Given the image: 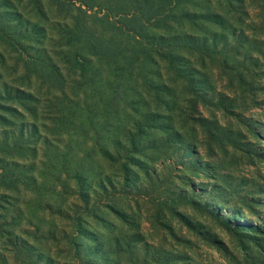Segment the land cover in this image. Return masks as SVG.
<instances>
[{"label":"trees","instance_id":"obj_1","mask_svg":"<svg viewBox=\"0 0 264 264\" xmlns=\"http://www.w3.org/2000/svg\"><path fill=\"white\" fill-rule=\"evenodd\" d=\"M246 3L0 0V264H59L40 242L56 234L42 231L45 224L40 235L26 227L71 220L70 195L83 206L62 239L81 264L103 260L106 242L80 221L98 219L103 198L114 200L117 190L137 193L140 171L158 177L150 164L170 158L157 161V152L189 154L194 144L158 122L167 119L163 110L213 91L202 68L245 36L238 8ZM7 70L17 72L12 81ZM150 128L161 135L150 139Z\"/></svg>","mask_w":264,"mask_h":264},{"label":"rangeland","instance_id":"obj_2","mask_svg":"<svg viewBox=\"0 0 264 264\" xmlns=\"http://www.w3.org/2000/svg\"><path fill=\"white\" fill-rule=\"evenodd\" d=\"M238 14L245 36L232 40L222 55L208 57L207 68H202L209 73L213 91L182 101L170 112L163 110L166 122H158L180 131L194 146H188L190 152L182 158L172 149L151 154L157 161L163 153L170 158L164 165L151 162L158 177L148 181L140 171L145 184L137 193L117 190L114 200L103 198L105 210L98 219L84 216L83 226L106 242L104 253H99L103 260L91 256L90 261L264 264V0H247ZM6 60L5 67L12 65ZM7 71L12 81L17 72ZM147 133L152 139L161 135V129ZM31 195L27 190L20 194ZM66 197V206L73 209L71 220L56 217L52 227L47 223L53 221H33L39 230L26 229L40 235L45 224L42 231L50 229L56 238L41 240L44 249L59 264H81L60 231L73 234L79 222L74 221L79 214L75 212H80L77 205L82 207L83 202L76 195ZM77 242L83 244V238L77 237Z\"/></svg>","mask_w":264,"mask_h":264}]
</instances>
